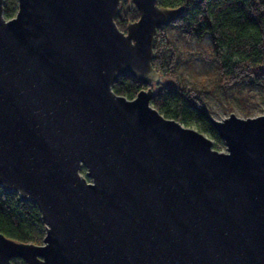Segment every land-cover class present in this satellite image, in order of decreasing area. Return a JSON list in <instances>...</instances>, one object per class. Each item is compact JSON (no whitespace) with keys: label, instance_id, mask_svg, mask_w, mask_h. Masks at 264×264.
I'll return each instance as SVG.
<instances>
[{"label":"water","instance_id":"water-1","mask_svg":"<svg viewBox=\"0 0 264 264\" xmlns=\"http://www.w3.org/2000/svg\"><path fill=\"white\" fill-rule=\"evenodd\" d=\"M0 0V190L40 242L0 232V264H264V112L206 119L225 150L150 102L157 29L183 5ZM129 73L133 97L112 84Z\"/></svg>","mask_w":264,"mask_h":264},{"label":"trees","instance_id":"trees-1","mask_svg":"<svg viewBox=\"0 0 264 264\" xmlns=\"http://www.w3.org/2000/svg\"><path fill=\"white\" fill-rule=\"evenodd\" d=\"M165 6L183 5L176 20L169 23L186 39L200 42L209 38L205 57L214 60L218 84L226 89L243 83L248 88H264V0H159ZM16 10V0H4L3 13L9 17ZM137 17V12L121 0L115 21L120 29ZM166 51V54L164 53ZM152 66L162 74L163 82L152 85L151 104L164 116L185 125L196 124L202 131L218 137L206 119L207 107L200 91L186 86L176 71V50L170 46L165 28L157 29ZM147 85L129 73L120 74L112 89L133 97ZM43 224L36 205L21 199L15 191L0 190V232L22 241L40 242ZM10 264H24L13 258Z\"/></svg>","mask_w":264,"mask_h":264},{"label":"rangeland","instance_id":"rangeland-1","mask_svg":"<svg viewBox=\"0 0 264 264\" xmlns=\"http://www.w3.org/2000/svg\"><path fill=\"white\" fill-rule=\"evenodd\" d=\"M164 28L170 46L176 50L177 75L186 86L200 91L199 95L207 107V114L220 118L229 112L242 117L264 112L263 87L248 88L246 84L239 83L224 89L218 84L216 62L205 57L209 54L207 53L208 37L197 42L186 39L180 30L171 24L165 25ZM164 53L166 54V51ZM189 126L202 131L196 124ZM202 132L211 138L213 147L225 150V145L219 137Z\"/></svg>","mask_w":264,"mask_h":264}]
</instances>
